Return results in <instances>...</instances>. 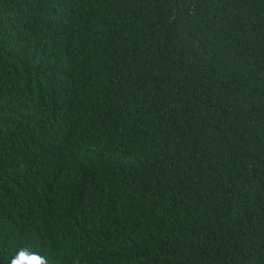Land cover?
Listing matches in <instances>:
<instances>
[{
	"label": "trees",
	"instance_id": "1",
	"mask_svg": "<svg viewBox=\"0 0 264 264\" xmlns=\"http://www.w3.org/2000/svg\"><path fill=\"white\" fill-rule=\"evenodd\" d=\"M0 264H264V0H0Z\"/></svg>",
	"mask_w": 264,
	"mask_h": 264
}]
</instances>
